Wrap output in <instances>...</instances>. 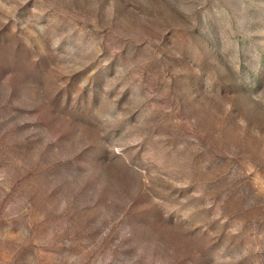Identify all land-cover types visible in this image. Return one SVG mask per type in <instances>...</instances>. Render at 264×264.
<instances>
[{"label":"rangeland","instance_id":"rangeland-1","mask_svg":"<svg viewBox=\"0 0 264 264\" xmlns=\"http://www.w3.org/2000/svg\"><path fill=\"white\" fill-rule=\"evenodd\" d=\"M0 264H264V0H0Z\"/></svg>","mask_w":264,"mask_h":264}]
</instances>
